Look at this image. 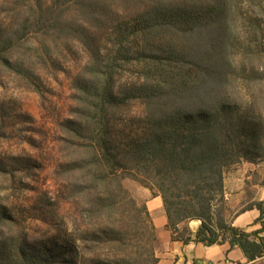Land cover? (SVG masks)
I'll return each instance as SVG.
<instances>
[{
	"label": "trees",
	"instance_id": "16d2710c",
	"mask_svg": "<svg viewBox=\"0 0 264 264\" xmlns=\"http://www.w3.org/2000/svg\"><path fill=\"white\" fill-rule=\"evenodd\" d=\"M196 25L211 29L212 48L200 64L188 59L176 38L189 37ZM112 35V54L88 66L78 87L83 106L78 119L65 122L80 150L73 170L87 171L90 185L84 191L100 194L82 215L90 228H76L74 239L41 245L30 243L24 232L8 236L0 242V264L84 263L87 244H98L101 237L123 243L113 227L116 215L151 226L156 238L148 207L130 195L125 179L161 196L173 241L229 243L249 262L263 258L264 202L246 209L261 213L255 231L227 222L218 203L225 201V173L232 166L264 161V0H161L116 25ZM135 62L144 66L137 81L116 91L118 70ZM6 64L14 68L11 61ZM210 78L220 84L214 92L206 86ZM198 90L200 105L191 100ZM100 220L108 224L96 230ZM191 221L201 222L196 233L184 225ZM158 262L153 254L147 264Z\"/></svg>",
	"mask_w": 264,
	"mask_h": 264
},
{
	"label": "rangeland",
	"instance_id": "374dc122",
	"mask_svg": "<svg viewBox=\"0 0 264 264\" xmlns=\"http://www.w3.org/2000/svg\"><path fill=\"white\" fill-rule=\"evenodd\" d=\"M158 1L0 0V210L4 217L0 242L24 232L32 244L55 243L61 237L74 239L78 227L90 228L82 215L86 217L85 210L100 194L84 191L90 185L87 171L73 170L80 150L73 147L75 139L65 122L78 119L83 109L78 87L87 67L112 54L114 27ZM164 1L193 4L196 0ZM241 30L239 38L243 41ZM208 31L211 29L196 25L189 37L176 36L188 59L198 64L204 52L212 48ZM7 60L14 68L8 67ZM143 68L135 62L118 70L115 90L136 82ZM200 80L203 82L198 74L199 88ZM206 86L214 92L220 84L210 78ZM198 91L191 100L200 105ZM238 165L227 174L236 171ZM254 180L260 181L258 174ZM123 184L137 203L150 211L149 202L156 198L150 189L131 179ZM218 204L219 211L225 209L230 224L253 205L234 210L228 208L226 200ZM150 213L156 238L151 226L130 224L116 215L113 227L123 243L101 237L100 243L87 244L85 261L80 264H92V259L106 264L116 259L149 263L160 249L156 227L160 214ZM107 224L108 220H100L96 230Z\"/></svg>",
	"mask_w": 264,
	"mask_h": 264
},
{
	"label": "crops",
	"instance_id": "0c3cea01",
	"mask_svg": "<svg viewBox=\"0 0 264 264\" xmlns=\"http://www.w3.org/2000/svg\"><path fill=\"white\" fill-rule=\"evenodd\" d=\"M238 166L236 171L225 173L224 195L228 208L235 210L264 202V162L256 164L244 161ZM256 174L260 181L254 180ZM149 208L150 212L157 211L160 214V223L156 224L160 242V249L156 254L158 264H264V257L256 262H249L239 247L232 248L229 243L206 247L201 243L184 245L173 241L172 232L167 229L168 220L161 197L153 198L149 202ZM260 215L254 208L237 214L231 222L237 228L255 231L261 227L256 224ZM194 224L196 227H193ZM200 225V221L189 222L193 233L197 232Z\"/></svg>",
	"mask_w": 264,
	"mask_h": 264
}]
</instances>
